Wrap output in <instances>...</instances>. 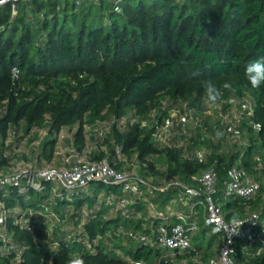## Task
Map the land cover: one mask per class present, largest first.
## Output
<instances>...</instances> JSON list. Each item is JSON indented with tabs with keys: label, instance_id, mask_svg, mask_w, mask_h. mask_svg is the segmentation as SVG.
<instances>
[{
	"label": "trees",
	"instance_id": "1",
	"mask_svg": "<svg viewBox=\"0 0 264 264\" xmlns=\"http://www.w3.org/2000/svg\"><path fill=\"white\" fill-rule=\"evenodd\" d=\"M16 9L14 17L13 3L0 7V172L18 144L34 142L38 133L45 136L36 161L50 168L69 132L78 158L88 152L92 162L108 160L148 181L160 173L196 187L214 168V197L226 220L256 214L264 225V85L252 89L244 75L249 62L264 56V0H124L119 13L114 0L79 6L77 0H26ZM209 80L232 81L237 91H224L220 103L208 106L203 82ZM165 120L172 128L162 137L156 124ZM215 129L225 135L217 139ZM232 169L260 185L257 199L226 196ZM179 196L178 189L132 196L97 183L25 194L8 188L0 202L25 213H10L1 226L15 244L0 264H67L77 255L85 264H183L203 250L205 260L219 254L202 244L184 254L159 244V228L177 223L176 214L168 224L163 210ZM124 197L127 207L119 205ZM154 203L158 209L149 214ZM22 218L42 225L22 231L15 225ZM234 249L237 264H264V234L253 245L238 240Z\"/></svg>",
	"mask_w": 264,
	"mask_h": 264
},
{
	"label": "built area",
	"instance_id": "2",
	"mask_svg": "<svg viewBox=\"0 0 264 264\" xmlns=\"http://www.w3.org/2000/svg\"><path fill=\"white\" fill-rule=\"evenodd\" d=\"M26 0H17L13 2V16L18 15L16 3ZM86 0H77V5H81ZM98 2L99 0H93ZM115 11L120 12V5L124 0H114ZM7 5L6 2H1L0 7ZM119 9L117 11L116 9ZM13 78L17 80L20 71L14 68L12 71ZM173 116L174 113H171ZM162 134V137L168 134L172 128V122L165 120L156 124ZM65 139L64 136L61 140ZM0 135V144L2 143ZM40 143L37 144L39 146ZM73 154L76 152L73 150ZM78 158V156H73ZM69 163V161H67ZM229 182L226 187L227 197H238L244 202H252L260 195L261 187L254 182L248 173L240 169H232L228 173ZM94 183L101 184L106 187H119L126 195L142 197L144 191L151 194L156 192L165 193L172 189H178L180 200L183 205H191V213H195L198 209L201 210L205 225L217 228L223 234V245L220 249L219 257L211 259L204 264H237L235 258L237 253L234 249L236 241H245L249 245L256 243L264 234V225L260 224L259 216L254 214L247 219H241L244 223L233 229L230 223L226 220L222 207L216 202V186L218 184V175L214 168L208 169L197 179V186L191 187L182 183L180 180L165 179L161 186H155L150 181L142 178L139 175L132 174L128 171L119 172L114 169L108 160L98 162H72L67 169L45 168L40 169L33 165H26L11 174H0V201L8 188L17 190L19 194H25L30 191L42 192L47 185L61 186L62 188L75 191L78 189H88ZM146 189V190H145ZM121 207L130 205V200L126 197L119 202ZM45 213L49 210L45 209ZM33 216V212L29 213ZM10 211L5 205L0 202V226H4L9 222ZM46 216V215H44ZM52 216V215H51ZM162 216V215H161ZM47 217V216H46ZM177 223L172 226L162 225L159 228V244L172 252L184 254L192 249V234L197 232L198 227L191 221V217L185 213L176 215ZM15 225L22 231L32 232L36 225L41 226L39 218H34L31 221L18 219ZM262 227V232H260ZM259 230V231H258ZM131 238L138 239L142 243H150V239L145 236L136 237L133 233L128 234ZM53 241V237L50 238ZM68 237V241H71ZM57 245V243L55 244ZM12 247L9 242L4 245V250H0V255L4 251H10Z\"/></svg>",
	"mask_w": 264,
	"mask_h": 264
},
{
	"label": "crops",
	"instance_id": "3",
	"mask_svg": "<svg viewBox=\"0 0 264 264\" xmlns=\"http://www.w3.org/2000/svg\"><path fill=\"white\" fill-rule=\"evenodd\" d=\"M12 166H13V161L10 163V167L7 168L6 170L0 172V174L6 175V174L11 173L12 172ZM146 192L149 193L148 191H145V194H147ZM173 199L174 198H172V200L168 203L166 208H164V210H163V213L165 214V216L169 220L168 224L174 223L173 218L176 214L181 213V212L188 214V212L190 210L187 206L185 207V205H183V203L180 200V196H179V198L177 197V199H174V200ZM1 204L6 206V203L4 201H2ZM148 207L149 208L147 209V212L149 214H153L154 211H156L158 209V205L155 203L152 205L150 204ZM6 208L8 209L9 207L6 206ZM9 210H10V213L19 214L18 218L20 217V215L25 213L24 209H20V208H16V207L9 208ZM190 217H191V221L194 224H196L199 228L198 232L195 233V237H200L198 244H202L203 249H207V248L212 249V247L215 245V249H214L215 252L216 253L219 252L220 248L223 244L222 232L219 231L217 228H214V227H211L208 231H204L206 226L205 225L203 226V224H205V221H204L201 210L198 212L196 211L195 213H191V211H190ZM40 221L42 223V220H40ZM213 229H217V232L214 234H213ZM213 237H214L213 242L209 244L211 238H213ZM6 242H9V244H12V245L15 244L14 240H13L12 233H10V231L7 230V228L0 226V250H4V245ZM194 245H196V244H193V247H194ZM203 251H202V253H199L198 255H194V256H190V257L187 256L182 260H184V262L187 264H201V263H207L209 260H211L213 258H218V256H217L218 254H216V256H214V254H213V255L208 256V258H206V260H205V256L202 255V254H204ZM4 254H6V251H4Z\"/></svg>",
	"mask_w": 264,
	"mask_h": 264
},
{
	"label": "rangeland",
	"instance_id": "4",
	"mask_svg": "<svg viewBox=\"0 0 264 264\" xmlns=\"http://www.w3.org/2000/svg\"><path fill=\"white\" fill-rule=\"evenodd\" d=\"M69 3L73 4V0H69ZM65 135L67 137V140L66 141L64 140L65 142H63L60 145L57 158H56L55 162L52 164V166H50V167L51 168H57V169H67L72 162H76V161H81V162H86V163L92 162L89 158L88 152H85L82 156H79V158H74L73 156H77V153H75V154L72 153L74 148L71 144V140L69 139V137L71 135L69 132H66ZM43 136H45V134L38 133V136H37L36 140H34V142H30L31 140H23L18 144V147L16 149H14V151H13V153L16 154V157L13 160V166H12V172L13 173L18 172L19 169L25 167L26 165H33L34 167L40 168L37 161H36L37 158L35 157V151L37 148H39V146H37V144L42 141ZM19 148H20V150H19ZM25 152H26V154H25ZM22 155H27L28 159L23 158ZM67 161H69V163H67ZM158 164H159L158 166L161 168L160 171H163V169L165 167L164 160L159 159ZM11 173H9V174H11ZM134 173L136 175L138 174L136 172H134ZM148 179H149L150 183H152L153 185H156V183H157L156 186L159 187L162 185V181H164L165 178H163V175H161L160 173H155V174L150 173L148 175ZM159 184H161V185H159ZM86 203H87V201H86ZM187 207L190 209L191 205H188ZM190 211L191 210H189L188 215H190ZM198 211H200V209H198L197 212ZM216 232H217V229H213V234ZM48 238L50 239L51 235H49ZM191 238H192V243L196 244V246H198V241L196 240L195 233L192 234ZM214 249H215V245L212 247V249H210L209 253H215ZM214 256H216V255H214ZM217 256L219 257V254ZM183 264H187V263L184 262Z\"/></svg>",
	"mask_w": 264,
	"mask_h": 264
},
{
	"label": "clouds",
	"instance_id": "5",
	"mask_svg": "<svg viewBox=\"0 0 264 264\" xmlns=\"http://www.w3.org/2000/svg\"><path fill=\"white\" fill-rule=\"evenodd\" d=\"M119 11V9H116ZM245 78L252 89H258L264 85V56H261L254 61L248 63L244 71ZM204 103L208 106H214L220 103L223 99L224 91L235 93L237 88L232 81L225 80L221 85L217 86L212 81H204ZM225 133L220 129H215V136L217 139L222 138ZM230 225L233 229L239 228L244 222L236 217H232ZM51 264V262H50ZM67 264H85L83 257L77 255L70 258Z\"/></svg>",
	"mask_w": 264,
	"mask_h": 264
},
{
	"label": "water",
	"instance_id": "6",
	"mask_svg": "<svg viewBox=\"0 0 264 264\" xmlns=\"http://www.w3.org/2000/svg\"><path fill=\"white\" fill-rule=\"evenodd\" d=\"M1 2H6L7 4H10V3H15V2H17V0H0V3Z\"/></svg>",
	"mask_w": 264,
	"mask_h": 264
}]
</instances>
